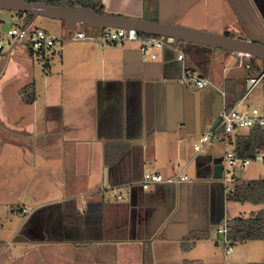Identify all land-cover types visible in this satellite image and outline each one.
I'll return each mask as SVG.
<instances>
[{
	"label": "crops",
	"instance_id": "0c3cea01",
	"mask_svg": "<svg viewBox=\"0 0 264 264\" xmlns=\"http://www.w3.org/2000/svg\"><path fill=\"white\" fill-rule=\"evenodd\" d=\"M88 1L100 3L104 12L223 34L232 31L230 36L242 38L239 29L249 35H244L246 39L264 37V15L255 0ZM92 39H70L71 44L58 48L60 84L53 98L48 91L43 94L40 114L36 84L30 82L34 100L31 104L20 100L27 109L14 122L16 128L25 129L12 125L4 135L0 127V155L6 153L0 157V170L19 172L14 179L0 176V193L15 197L9 205L17 204L21 213L26 210L24 203L33 205L30 212L53 206L52 215L73 217L88 233L61 226L52 240L51 249L56 250L45 248L47 238L39 241L41 254H47L49 261L23 264H63L61 247L72 241L80 250L89 248L90 255L75 257L73 264H264V232L260 239L236 243L227 234L223 242L217 232L230 218L260 214L264 219V188L259 203L252 201L256 197L228 200L209 170L210 158L215 157L204 148L198 153L192 149L224 104L230 106L249 94L264 78V70L259 73L255 59L240 58L239 53L183 44L178 50L184 54L186 69L213 85L198 89L182 81V62L170 48L156 51L155 59H144L135 42L113 45ZM13 47L0 58L7 60ZM252 78L259 80L248 88ZM21 120L24 127L17 124ZM182 171L187 181L156 183L146 190L138 185L145 172L169 178ZM38 172L44 194L39 199L32 185L38 175L32 178V173ZM21 173L24 181L13 182ZM263 176L257 165H250L237 173L236 182ZM114 191L123 197L112 200ZM43 232L47 237L48 225ZM17 251L13 247L0 264H17L18 253H27Z\"/></svg>",
	"mask_w": 264,
	"mask_h": 264
},
{
	"label": "rangeland",
	"instance_id": "374dc122",
	"mask_svg": "<svg viewBox=\"0 0 264 264\" xmlns=\"http://www.w3.org/2000/svg\"><path fill=\"white\" fill-rule=\"evenodd\" d=\"M43 1H49L53 2L54 0H43ZM151 15L150 13H148ZM147 13H145V17H148ZM152 17L155 19L157 18L156 15L153 13ZM24 16H19V13L17 12H8V11H0V33L5 34L7 30L11 27H16L20 24V21H24ZM30 29L32 28H39L47 32L50 36L58 40L57 45L55 48H53L48 53L41 55V54H33L30 52V49L26 47L24 44H17L13 47L12 51L10 52L9 58L4 59L0 58V127L3 129L1 131L2 134L5 135L7 133V130L10 129V126H12V129H18L23 130L20 128H16L15 123L17 120L18 114L22 113V115H25V112L27 109L26 106H23V103L19 99L18 91L21 87H23L26 84H29L31 81H34L36 84V94L38 95V112L41 113V102L43 101L44 97L43 94L45 92H49L52 95H54V91H56L57 86L60 84V78L57 73L58 71V53L60 46L69 45L71 44V37L72 34L75 31H82L87 38H95L96 41H100L98 38V34L96 33V30L91 27L83 26L76 24L75 28L72 30H68L65 27V23L61 20H55V19H48L44 17H35L32 18L29 22ZM189 27H192L190 25H186ZM197 29L206 30L204 28L206 27H193ZM110 29H105L104 33H107ZM216 32V31H212ZM223 32V31H220ZM237 35L241 36L242 39H246L248 34H246L243 30L238 29ZM227 34H234L232 31H227ZM245 35V36H244ZM93 38V39H94ZM252 38V37H250ZM92 39V40H93ZM254 41H259L264 44V38L259 37L253 39ZM134 43V42H132ZM131 43V44H132ZM124 44L128 45L129 42H124ZM59 47V49H58ZM181 48V45L178 46ZM9 46H5L0 53L3 55L8 51ZM156 52V50H155ZM1 56V55H0ZM258 63V61L255 59ZM246 69V68H245ZM244 67H242L241 70H245ZM48 70L51 71L48 73ZM257 76V75H256ZM247 91V89H245ZM264 104V78L260 79L257 85L253 87V89L248 94L247 98L244 100L243 105L241 107H251L256 106L258 108H263ZM23 107L22 109H19V107ZM24 111V112H22ZM20 118V116H19ZM25 119V118H24ZM23 119V120H24ZM23 120L19 121L17 124L23 125ZM39 124H41V118H38ZM40 129L43 128V126L39 125ZM24 127V125H23ZM36 134V132H35ZM226 139V138H225ZM231 147L230 143L226 141H218L217 139H211L209 143L204 145L205 152H208V154L211 155V157H215L216 159H220L221 162L224 160V154L227 149ZM231 149V148H230ZM6 153H1L0 157H5ZM214 158V159H215ZM257 165V164H253ZM257 168L259 166L257 165ZM16 170L13 172H9L8 168H3L0 170V176L1 175H9L11 179H14V177L18 174ZM35 174H38L36 178L33 179V187L36 188V197L37 199L42 198L44 194H41L43 190H41V174L38 173H32V178ZM17 177V176H16ZM13 181V180H12ZM24 181V174L21 173L17 180H14L13 182H18L21 184ZM220 183L219 180H215ZM49 190L48 192H50ZM46 192V190H45ZM57 190H53V194H56ZM114 195L112 196L115 199H120L123 195L120 194V191L117 193L114 191ZM121 195V196H120ZM15 197L11 196L9 194H2L0 193V261H4L6 256L9 255V253L12 251V248L14 247L16 250H19L20 252L27 251L25 255L19 254L17 255L16 263L17 264H23L25 261H29L31 263L35 262H47L49 261V258L47 257V254H41L42 250L39 246V241L41 239L47 238L49 240V243L45 245V248L47 250H56L51 249L52 247V240L53 238L57 237V232L55 230H60L61 226L62 229L66 230H74L73 232L78 231L77 233L80 234V231H84L87 233V228L81 229V227H84L83 225L76 224L73 222V217H70L68 215H65L63 219H61V216L57 218L56 216L54 218H51L52 211H54L53 206H48L47 208H41L37 211H31L32 204L28 206L27 203H24L25 209L24 212L21 209L17 207V204L9 205V203L14 202ZM8 204V205H7ZM23 206V205H20ZM13 207V210H11ZM80 210V206H78ZM50 217V218H49ZM57 218V219H56ZM52 224V225H51ZM45 225H51L49 226L50 232L48 236L46 237L43 232V227ZM52 228H54L52 230ZM19 230L18 233L13 235L12 237H9L11 232ZM16 231V232H17ZM16 235H22L27 240L22 242H13L12 239ZM81 238L80 235H74L73 238ZM8 240V241H7ZM77 241H72V243L68 242L65 244L66 246L61 247V249L64 250V254L59 255V259L64 260L63 264H73L76 263L75 257H83L84 259H87L90 257L89 255V248L86 246H83L81 250L79 249V245L76 244ZM17 251V252H19ZM79 253V254H75ZM75 254V256H74ZM57 255H55L56 257ZM24 261V262H23ZM52 261V259H50Z\"/></svg>",
	"mask_w": 264,
	"mask_h": 264
},
{
	"label": "built area",
	"instance_id": "2783aa9c",
	"mask_svg": "<svg viewBox=\"0 0 264 264\" xmlns=\"http://www.w3.org/2000/svg\"><path fill=\"white\" fill-rule=\"evenodd\" d=\"M98 38L103 43L113 45H122L124 42H135L144 59H155L157 56L155 50L160 51L165 47L170 48L176 52L177 59L182 62V81L186 85H193L198 89L213 86L208 78L200 77L186 69L183 62L184 54L178 50V46L174 45L171 39L141 35L133 30L126 31L124 29H110L107 33H104L103 30L100 35L98 34ZM71 39L84 40L87 39V37L82 31L78 30L72 34ZM57 41L58 40L50 36L44 30L39 28L30 29L29 23L21 21L18 26L9 28L5 34L0 33V51H2L5 46H9L10 49L17 44H24L33 54L44 55L55 48L58 43ZM239 55L241 56L240 58L252 59L246 54ZM242 64L243 62L240 59L239 65ZM245 66L247 67V64H245ZM259 78H252L249 81L254 85L258 82ZM248 92L233 105L228 106L224 104L218 117L219 122L217 126L212 131H208L202 135L192 144V149L195 153L202 151L204 145L209 143L211 139L215 138L221 142L227 140L231 144L234 141V137L240 135L242 131H249L254 127L264 128V110L256 106L241 107ZM233 149L232 147L229 151H225L221 177L219 179L226 193L233 191L239 171L253 164H257L259 168L264 171V148L255 150L253 155L249 157L237 156ZM188 179L187 174L183 171L169 178H164L158 173L145 172L140 181H138V185L142 190H146L152 184L178 183L187 181ZM217 232L223 236V242H226L227 228L225 223L217 229Z\"/></svg>",
	"mask_w": 264,
	"mask_h": 264
},
{
	"label": "water",
	"instance_id": "95a60500",
	"mask_svg": "<svg viewBox=\"0 0 264 264\" xmlns=\"http://www.w3.org/2000/svg\"><path fill=\"white\" fill-rule=\"evenodd\" d=\"M0 11L30 14L33 18L44 17L61 20L65 23V27L68 30L74 29L75 25L79 24L96 29L99 35L105 29L133 30L144 35L171 39L174 45H178L179 42L200 45L211 49L246 54L251 58L264 61V44L259 41H254L252 38L242 39L223 33L197 29L175 22L146 20L138 16L110 12L100 13L95 9L83 5L60 6L49 4L43 0H0ZM251 84L249 82L247 87L250 88ZM218 122L219 119L217 118L209 127V131H212ZM118 146L119 150H122L124 147L121 143ZM210 161H212V166L209 167V170L212 172V178L219 180L222 162L220 159L211 158ZM102 174L103 184H105L106 167L103 169ZM25 240L27 239L22 235H16L12 239L13 242Z\"/></svg>",
	"mask_w": 264,
	"mask_h": 264
},
{
	"label": "trees",
	"instance_id": "16d2710c",
	"mask_svg": "<svg viewBox=\"0 0 264 264\" xmlns=\"http://www.w3.org/2000/svg\"><path fill=\"white\" fill-rule=\"evenodd\" d=\"M36 1V0H29ZM49 4L60 5V6H74L83 5L95 9L97 12H104L103 7L100 3H94L88 0H54L53 2L46 1ZM19 16H24V22H29L33 17L30 14H21ZM96 30V29H95ZM97 32V30H96ZM144 35L142 33H138ZM229 35V34H225ZM184 43L179 42L177 46L183 45ZM256 70L261 73L264 70V61L258 60ZM191 71V70H189ZM20 100L25 104H31L34 100L33 84L29 83L21 87L18 91ZM245 94V93H244ZM243 94V95H244ZM242 95V96H243ZM241 98V97H240ZM235 102H232L233 105ZM230 105V106H231ZM233 150L237 156L249 157L253 155L255 150L264 148V128L254 127L251 128L246 134L236 135L234 137ZM264 188V176L260 180L248 181L244 183L236 182L233 191L228 193L227 199L237 202L248 201L250 197H256L254 202H260L263 197ZM227 228V238L231 243H236L245 240H256L263 236L264 232V219L260 214L253 216L251 218L244 217H234L227 219L225 221Z\"/></svg>",
	"mask_w": 264,
	"mask_h": 264
},
{
	"label": "flooded vegetation",
	"instance_id": "af4514ba",
	"mask_svg": "<svg viewBox=\"0 0 264 264\" xmlns=\"http://www.w3.org/2000/svg\"><path fill=\"white\" fill-rule=\"evenodd\" d=\"M256 1V3H257V5H258V7L261 9V11H262V13H263V15H264V0H255ZM259 38V37H258ZM264 38V37H263ZM51 218H54L55 216H54V214L53 215H51L50 216ZM49 217V218H50ZM52 225V224H51ZM51 225H49V226H51ZM54 228H52V230H53Z\"/></svg>",
	"mask_w": 264,
	"mask_h": 264
}]
</instances>
